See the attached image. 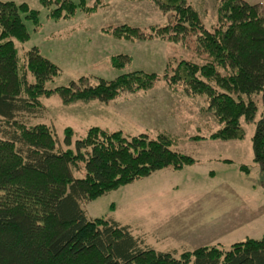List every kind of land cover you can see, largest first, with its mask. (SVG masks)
Wrapping results in <instances>:
<instances>
[{
	"label": "trees",
	"instance_id": "1",
	"mask_svg": "<svg viewBox=\"0 0 264 264\" xmlns=\"http://www.w3.org/2000/svg\"><path fill=\"white\" fill-rule=\"evenodd\" d=\"M152 1L174 16V23L158 28V35L177 39L194 33L195 50L203 54L201 62L179 61L170 80H183L188 91L206 94L209 108L222 123L215 137H241L240 117L251 120L256 111L252 95L264 94V12L246 0H215L217 25L209 30L187 0ZM40 2L55 5L49 12L55 19L72 17L78 7L94 9L86 0ZM37 14L25 2L0 0V264H187L191 259L194 264H264V233L227 249L200 246L177 256L156 250L112 217L87 216L84 203L195 159L173 149L166 134L150 138L146 133L126 135L90 127L83 137L73 139L72 128L66 127L62 148L48 124H31L30 115L41 112L37 108L41 95L57 93L64 102L91 98L107 102L120 91L157 77L138 70L98 78L94 85L86 84L82 76L69 85L46 88L58 66L36 47L24 53L23 60L14 43L29 37L23 17L37 25ZM126 28L137 34V29ZM122 57L126 58L112 56V62L125 63ZM252 142L254 161L264 169V125Z\"/></svg>",
	"mask_w": 264,
	"mask_h": 264
},
{
	"label": "rangeland",
	"instance_id": "2",
	"mask_svg": "<svg viewBox=\"0 0 264 264\" xmlns=\"http://www.w3.org/2000/svg\"><path fill=\"white\" fill-rule=\"evenodd\" d=\"M13 1L38 11L37 25L22 15L29 37L14 43L23 60V54L36 47L58 66L59 72L45 82L46 88L66 86L82 76L86 84L94 85L98 78L113 79L138 70L157 75L151 83L120 91L107 102L96 98L64 102L57 93L41 95L37 107L41 112L30 115L31 124H48L62 148H66L62 142L66 127L72 128L73 139L83 137L90 127L126 135L146 133L150 138L166 134L173 149L195 159L191 166L162 168L84 203L89 218L112 217L129 225L156 250L177 256L200 246L227 249L237 241L261 238L264 169L254 161L252 138L264 125L262 92L252 95L253 118L239 119L241 137L217 138L222 123L209 108L206 94L188 91L183 80H170L179 61L201 62L203 55L195 50L194 33L177 39L158 35V28L174 23L171 11H162L152 0H86L93 11L78 7L72 17L55 19L49 15L53 4ZM246 1L264 12V0ZM187 2L197 10L204 27L211 30L217 25L215 0ZM126 27L137 29V34H130ZM117 54L125 55L121 60L126 62H112Z\"/></svg>",
	"mask_w": 264,
	"mask_h": 264
},
{
	"label": "crops",
	"instance_id": "3",
	"mask_svg": "<svg viewBox=\"0 0 264 264\" xmlns=\"http://www.w3.org/2000/svg\"><path fill=\"white\" fill-rule=\"evenodd\" d=\"M208 159H210V158H208ZM190 166H191V165H190ZM180 169H182V168H180ZM209 174H211V175L213 174V175H214V174H215V171H213V170H209Z\"/></svg>",
	"mask_w": 264,
	"mask_h": 264
}]
</instances>
